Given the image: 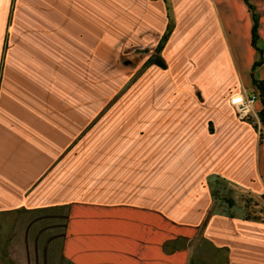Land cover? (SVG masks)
<instances>
[{
	"label": "crops",
	"instance_id": "1",
	"mask_svg": "<svg viewBox=\"0 0 264 264\" xmlns=\"http://www.w3.org/2000/svg\"><path fill=\"white\" fill-rule=\"evenodd\" d=\"M262 79L264 0H0V264H264Z\"/></svg>",
	"mask_w": 264,
	"mask_h": 264
},
{
	"label": "trees",
	"instance_id": "2",
	"mask_svg": "<svg viewBox=\"0 0 264 264\" xmlns=\"http://www.w3.org/2000/svg\"><path fill=\"white\" fill-rule=\"evenodd\" d=\"M166 2L168 0H165ZM249 2V0H246ZM252 8V6H250ZM258 16L255 14V19H254V25H253V38H252V43L257 47V40L260 38L259 35V20ZM167 36L164 37V40L166 39ZM161 48L159 47V50ZM151 62L157 63L161 67H166L165 63L157 58L154 57L150 60ZM254 84L259 89L260 91V99L262 103L264 104V79L262 80H254ZM261 122L264 124V109L260 112L259 114ZM257 127V125H256ZM240 191L243 192L244 198L242 199V211H243V217L246 219H250L251 221H261L264 222V193L263 194H256L252 193L251 190H245L241 189ZM230 208L235 207V203L232 200H229L226 203Z\"/></svg>",
	"mask_w": 264,
	"mask_h": 264
},
{
	"label": "rangeland",
	"instance_id": "3",
	"mask_svg": "<svg viewBox=\"0 0 264 264\" xmlns=\"http://www.w3.org/2000/svg\"><path fill=\"white\" fill-rule=\"evenodd\" d=\"M143 59L141 57H137V62H142ZM107 73H105L106 75ZM123 76H128L127 74ZM137 76V74H136ZM132 77V76H131ZM105 84H109L106 82ZM128 89V84L122 85L121 88H105L103 91V100L107 101V105L105 106L104 111H111L110 109L116 106L118 103L119 106L123 107L126 106V98L132 97L131 93ZM129 93V94H128ZM135 97L142 98L141 92L137 93ZM125 109V108H124ZM123 109V110H124ZM249 120H256L253 116ZM243 189V188H241ZM239 187L233 186V184H226L222 187H218L215 191H213L214 195L219 198V200L223 201L224 203H227L229 200H232L235 203V211H241L242 209V199L244 198V194ZM246 190V189H245Z\"/></svg>",
	"mask_w": 264,
	"mask_h": 264
},
{
	"label": "built area",
	"instance_id": "4",
	"mask_svg": "<svg viewBox=\"0 0 264 264\" xmlns=\"http://www.w3.org/2000/svg\"><path fill=\"white\" fill-rule=\"evenodd\" d=\"M260 100V93H237L230 97L231 104L235 107L236 116L241 120H249L254 117L255 104Z\"/></svg>",
	"mask_w": 264,
	"mask_h": 264
}]
</instances>
